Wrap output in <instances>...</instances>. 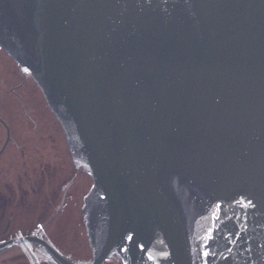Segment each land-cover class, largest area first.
Here are the masks:
<instances>
[{"label": "water", "instance_id": "obj_1", "mask_svg": "<svg viewBox=\"0 0 264 264\" xmlns=\"http://www.w3.org/2000/svg\"><path fill=\"white\" fill-rule=\"evenodd\" d=\"M0 48L92 179L90 264H264V0H0Z\"/></svg>", "mask_w": 264, "mask_h": 264}, {"label": "rangeland", "instance_id": "obj_2", "mask_svg": "<svg viewBox=\"0 0 264 264\" xmlns=\"http://www.w3.org/2000/svg\"><path fill=\"white\" fill-rule=\"evenodd\" d=\"M11 61L12 63H14L13 60ZM5 65H6L7 73L9 75L11 72H13V69L7 63H5ZM4 72L5 70L2 67V63L0 62V118H2L4 115L13 116L14 130L17 133V137L18 135H22L23 138H20L21 141L14 140L15 145L12 144L11 142H7L9 140L8 135L5 136V131L3 127H1L0 125V147L2 143L4 145H7L3 154L0 157V163L4 166L3 168L4 173L0 174L1 177L0 197L2 196L7 197L8 194H10L12 197L16 196L18 198L21 194L20 192L21 190L19 189H15L16 193L12 190L5 189L3 182L11 185V183L16 180L17 181L16 183L23 184L22 186L25 187L27 186L29 188V186L32 185V182H34V178L36 177L37 178L36 182L39 181L37 182V184L38 185L41 184L40 176L45 170L47 164H54L56 168L55 178L53 179L51 177L46 182L42 181L41 184V185L47 184L48 186V194H47L48 202L51 200L53 194L57 191V186L59 185V181L65 179L64 176L61 174V172L65 171L66 169L69 171V175L73 174L72 182L70 183L71 186L69 190V195L75 199H78L80 196L86 194L89 188L88 183L91 184L90 182L91 180L88 179V177L83 176V174H80V172L76 170L74 171V168L72 169V167L69 166L70 164H68L67 156L66 159H60L59 161L57 160L58 156L63 157V154L58 155V150H61L62 148L65 150L66 144L63 139V133L57 121L54 119V116L51 114L50 110L48 109L42 93L39 90H37V94L35 95L36 98L28 99L24 89L15 87V85L17 84L16 81L10 82L11 79L6 81L3 80L2 76ZM25 121H29V124H31L32 128H34V125L36 126L40 125L41 130L43 131V133H45L43 137H48L50 135L53 136L54 138L51 140H49L50 139L49 138L47 140L41 141L38 149L32 147L30 144L33 143V140L31 136L28 137L26 134V130L24 128ZM22 144L25 148H22L17 154L15 153L12 155H8V152H10L12 148ZM35 149H37V152H35ZM22 151L25 152L24 157L29 158L27 162V166L25 167L27 172V178L25 181H22V176H21L22 173L18 175L22 167L19 163H17V160L21 161V159H23L20 158L22 156L21 154ZM45 160H52V162L49 161L44 163ZM4 163H6L7 166H9L10 164L11 168L6 170L7 167H5ZM64 164H66V167H63ZM56 175H58L59 177H56ZM66 178H67V174H66ZM26 191L27 189L25 188V191L22 192L25 193ZM21 196L23 195L21 194ZM30 199L31 198H29L28 201ZM28 201H23L24 206L18 207L17 212L16 211L14 212L15 213L14 215H16L15 216L16 221L14 226L10 227L9 232L11 231L13 233H18V234L27 233L30 230V228L33 226L34 217L39 213V209L44 210V208L36 209V207H32L34 202H32V205H30ZM4 205L7 207L5 209L6 211L0 213V226L2 224H5L7 220V215L9 217L11 213V212L8 213V210L10 211V207H9L10 205L9 204H4ZM5 215H6V220L4 218ZM54 234H55L54 231H50V235L52 238L54 237ZM74 235L75 238L73 241V245L68 249V253H69L68 257L70 259H74L84 263H89L91 261V251L84 230L82 228H78L74 231ZM59 238L54 237L56 241H58ZM61 240L64 241V244L60 243L62 244V248H66L65 245L66 241L62 238ZM29 248L30 246H20V247H8L6 249L1 250L0 264H30L32 260L31 256L30 259L15 257L16 254H20V253L28 254L30 250Z\"/></svg>", "mask_w": 264, "mask_h": 264}, {"label": "flooded vegetation", "instance_id": "obj_3", "mask_svg": "<svg viewBox=\"0 0 264 264\" xmlns=\"http://www.w3.org/2000/svg\"><path fill=\"white\" fill-rule=\"evenodd\" d=\"M11 60L12 59L3 50L0 49V62L2 63V67L5 70V72L3 73V76H2L3 80L6 81V80L11 79L10 82L16 81L17 84L15 85V87L24 89L25 93L27 94L28 99L36 98L35 95L37 94V90H39L38 87L36 86L34 81L31 79V77L27 74L20 72L18 65L14 61L13 62L15 64L12 63ZM5 63L10 65L11 68L13 69V72H11L9 75L7 73ZM1 119L6 124V126H5V124L2 121H0V125H1V127H3V129L5 131V136H6V127H8L7 129H8V139L9 140L7 142H11L12 144L15 145L14 140L21 141L20 138H23V136L18 135V137H17V133L14 130V121H13L14 118H13V116L4 115ZM24 128L26 130V134L28 137H30V136L32 137V135L36 134V140L40 139V143L43 140H47L49 138H50L49 140H51L54 138L53 136H50V135L48 137H43L45 135V133H43V131L41 130L40 125L39 126L34 125V128H35L34 129L31 127V124H29V121H25ZM6 147H7V145L4 146L2 143V145L0 147V155L2 154V152H4ZM22 148H24L23 144L17 145L14 148H12V150H10V152H8V155H12L15 153L17 154ZM61 154H63V157L58 156L57 157L58 161L60 159H66V149L64 150L62 148L61 150H58V155H61ZM4 165H5V167L7 166L6 163H4ZM63 167H66V164H64ZM66 171H68V170L66 169L65 171L61 172V174L64 176L65 179H62V181H59V186H63L64 184H66V174L69 173V171L68 172H66ZM56 177H59V176L56 175ZM70 186H71V184H68L67 188H65V190L57 189V191L53 194L52 198H56V202L58 204L56 206L53 205L51 208V210H52L51 211L52 221L56 220L61 214H63V216H61V217H64V219H65L63 231H65L64 239L66 241V243H65L66 248H62V244H64V241H62L61 238H59L61 236L59 234H61V233L57 232L56 229H54V228H51L50 230L46 231V234L48 236L43 235V234L40 235L38 232L34 233V234H28V235H36V236L42 238L43 240H46L47 242H49L51 244V246L55 250L60 252L67 259H70L68 257V254H69L68 249H69V247H71L73 245V241L75 238L74 231L78 228H82L85 232V235H86L85 218H84V215L82 213V204H83V200H84L86 194L80 196L78 199H75L69 195ZM60 198L62 199L63 203L60 202V200H59ZM10 227H11V220H8L4 226V231H8L10 229ZM41 229L44 230L43 227H41ZM50 231L55 232L54 237L59 238L58 241H56L54 239V237L53 238L51 237ZM10 234H12L13 236L22 235V234L13 233V232H11ZM58 235H59V237H58ZM9 238H11V237H9ZM9 238H7V239H9ZM60 243H62V244H60ZM32 251L29 252L30 253L29 255L34 254ZM41 260L43 261V263H52L53 262L52 259L47 255L45 256L44 259H41Z\"/></svg>", "mask_w": 264, "mask_h": 264}, {"label": "trees", "instance_id": "obj_4", "mask_svg": "<svg viewBox=\"0 0 264 264\" xmlns=\"http://www.w3.org/2000/svg\"><path fill=\"white\" fill-rule=\"evenodd\" d=\"M32 140H33V143L30 144V145L32 147H34V148H39L40 139L36 140V134L32 135ZM34 142H36V143H34ZM35 152H37V149H35ZM21 154H22V156L20 158H23V159H21V161L17 160V163H19L21 165V167H22L20 172L18 173V175L20 173H22L21 174L22 181H25L26 178H27V172H26V168L25 167L27 166V162H28L29 158H25L24 157L25 156V152L24 151H22ZM66 156L68 157L67 161H68V164H70L69 166H71L72 169H73V165L71 163L69 153L67 152V148H66ZM49 161L52 162V160H45L44 163L45 162H49ZM6 167H7L6 170H8V169L11 168V165L9 164V166H6ZM3 168H4V166H2V164L0 163V174L4 173ZM66 172H68V171H66ZM55 173H56L55 165L54 164H47L46 167H45V170L43 171V173L40 176L41 184H42V181L46 182L51 177L54 179L55 178ZM81 174H83V176L88 177L83 172H81ZM72 177H73V174L69 175V173H68L67 174V178H66V184H64L63 186H59L58 185L57 189L64 190L65 188H67V185L70 184L71 181H72ZM0 179H1V177H0ZM88 179H90V178L88 177ZM36 180H37V178L35 177L34 178V182H32V185H30L29 188L27 186L26 187L22 186L23 184L16 183L17 182L16 180L14 182H12L11 185L3 182V185H4L5 189L12 190L15 193H16L15 189H19V190H21L20 192H21V194L23 196H21V194H20V196L18 198L16 196L12 197L7 192V194H8L7 197H5V196L4 197L3 196L0 197V213H2L3 211H6L5 209H6L7 206H5L4 204H9L10 205L9 206L10 207V211L8 210V213H10V212L11 213H10L9 217L7 215V220L10 219L11 220V224H12L11 226H14L15 221H16V217H15L16 215H14L15 214L14 212L15 211L17 212L18 207L24 206V202L23 201H28V199L31 198L28 202L30 203V205H32V202H34L32 207H36V209L37 208H44V210L43 209H39V213L34 217L33 226L30 228V230L27 232V234H34V233L38 232L40 235L41 234L47 235L46 231L50 230L51 228H54V229H56L57 232L61 233L59 235H61L60 237H62V239H64L65 231H63V226H64L65 219H64V217H61V216H63V214H61L54 221H52L51 215H50V212L52 211L51 210L52 206L53 205L56 206L58 204L56 202V198H51V200L48 202V200H47V194H48V186H47V184L46 185H41V184L38 185L37 182H39V181L36 182ZM13 184H15V185H13ZM89 185L91 186V184L88 183V187L90 188ZM25 188L27 189V191L25 193H23L25 191ZM89 188H88V190H89ZM59 200H60L61 203H63L61 198ZM30 205H28V206H30ZM3 207H5V208H3ZM4 218L6 220V215L4 216ZM7 220H6V222H7ZM6 222H5V224H6ZM1 223H2V221H1ZM5 224H2L0 226V242L13 236L12 234H10L11 232H9V230L8 231H4ZM41 227H43L44 230L41 229ZM29 249H30V251L33 250L32 252L34 254L33 255L24 254V255L21 256V258H23V259L24 258H30V256H32V260H31L30 264H41V263H43V261L41 259L45 258V256H46L45 252H43L38 246L33 245V244L30 245ZM15 257H17V256H15ZM109 261L112 264H115V261H113V260L112 261L109 260Z\"/></svg>", "mask_w": 264, "mask_h": 264}, {"label": "snow or ice", "instance_id": "obj_5", "mask_svg": "<svg viewBox=\"0 0 264 264\" xmlns=\"http://www.w3.org/2000/svg\"><path fill=\"white\" fill-rule=\"evenodd\" d=\"M247 203H248L249 206L251 205V202H250V201L247 202ZM205 239H206V240H207V239H211V229H209L208 235H206ZM208 254H209V253H208L207 251L204 252V255H205V256H207ZM149 258H151V257H149Z\"/></svg>", "mask_w": 264, "mask_h": 264}]
</instances>
